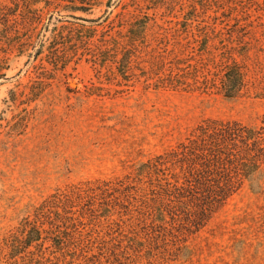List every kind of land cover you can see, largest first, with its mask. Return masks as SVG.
Instances as JSON below:
<instances>
[{
    "label": "trees",
    "instance_id": "1",
    "mask_svg": "<svg viewBox=\"0 0 264 264\" xmlns=\"http://www.w3.org/2000/svg\"><path fill=\"white\" fill-rule=\"evenodd\" d=\"M115 3L0 1V41L7 43L1 50L0 78L7 76L10 53L27 56L35 67L44 68L47 62L56 70L66 68L72 53L86 56L100 69L109 68L107 79L120 86L143 80L155 88L231 99L251 93L245 62L250 44L240 29L218 28L217 16L212 24H195L194 5L183 19L175 13L176 21L166 20V25L155 13L143 11L127 23L116 22L110 10ZM104 5V14L97 18L79 14ZM263 168L264 116L258 126L204 120L177 145L123 177L57 189L3 238L0 260L132 264L146 258L152 263L159 254L166 257L171 245L203 229Z\"/></svg>",
    "mask_w": 264,
    "mask_h": 264
},
{
    "label": "rangeland",
    "instance_id": "2",
    "mask_svg": "<svg viewBox=\"0 0 264 264\" xmlns=\"http://www.w3.org/2000/svg\"><path fill=\"white\" fill-rule=\"evenodd\" d=\"M0 1L13 5L19 0ZM113 1L110 10L116 22L127 23L143 11L155 13L166 25V20L176 21L175 13L183 19L194 5L195 24H212L217 16L218 28L240 29L250 44L245 62L251 93L231 99L210 92L155 88L143 80L120 86L107 79L109 68L100 69L86 56L71 53L66 68L56 70L47 62L44 68L35 67L27 56L10 53L7 76L0 78V244L57 189L123 177L177 145L204 120L261 124L264 0ZM106 8L79 14L97 18ZM6 47L0 41V56ZM169 248L166 257L163 253L152 263L141 258L132 264H264V168L203 229ZM0 264L14 263L0 260Z\"/></svg>",
    "mask_w": 264,
    "mask_h": 264
}]
</instances>
